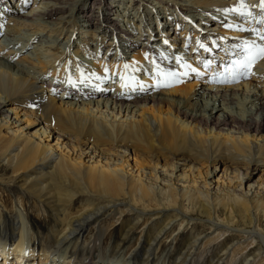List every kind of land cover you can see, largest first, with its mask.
Returning a JSON list of instances; mask_svg holds the SVG:
<instances>
[{"label":"bare ground","instance_id":"bare-ground-1","mask_svg":"<svg viewBox=\"0 0 264 264\" xmlns=\"http://www.w3.org/2000/svg\"><path fill=\"white\" fill-rule=\"evenodd\" d=\"M231 1L159 2L180 12L184 8L237 10L243 20L247 14L240 13L242 8L248 13L256 5L255 0H239L241 7L237 8ZM85 2L43 0L46 9L37 10L31 18L15 16L4 2L5 11L0 9L3 19L5 13L9 17L10 30L28 32L15 41L0 37V172H4L0 182L10 192L18 190L17 207L9 209L0 197V244H9L8 249L0 247V263L32 264L38 257L35 253H40L41 264H52L48 260L52 255H58L56 264H112L102 252L109 244V257L125 249L116 264H264V178L252 181L264 169V91L254 89L264 84V54H259L261 47L254 43L256 38L264 43V28L244 21L218 25V32L210 30L237 43L232 48L237 52L229 53L227 73L216 71L217 81H222L217 77L234 74L232 62L243 60L240 51L252 44L249 67L237 77V85L206 88L195 81L179 86L180 76L192 64L184 59L179 69L164 65L163 55L146 51V47L132 49V59L121 46L113 59L80 65L76 27L90 26L85 22L98 20V16L104 26L98 20L96 29L78 28L80 32L94 39L106 30L118 29L109 17L114 6L92 2L86 8ZM259 4L264 12V4ZM65 8L70 12L63 13L59 22L51 20ZM231 14L237 21L236 13ZM70 16L73 25L64 42L60 36ZM216 20L208 18L213 25L218 24ZM196 25L192 26L200 28ZM46 29L55 35H48ZM203 30L192 32L190 41L203 44ZM122 31L115 35H133L132 30ZM216 39L211 44L217 45ZM206 46L210 54L212 47ZM115 47H119L116 42L107 43L106 48ZM49 56L55 60L46 59ZM145 64L150 65L147 73L142 67ZM86 65L90 68L80 74ZM70 69L74 81L68 79ZM138 72L144 75H136ZM112 74L118 76L112 79ZM109 82L113 88L106 86ZM153 83L168 89L144 95ZM58 91L64 92L63 100L58 99ZM73 98L82 105L77 106ZM92 98L99 99H93L97 105H92ZM102 99L103 107L112 110L110 119L109 111L101 108ZM22 117L27 123L39 122L42 128L24 134L30 127L22 126ZM52 133L55 144L51 143ZM84 156L90 160L84 161ZM219 170V186L211 189L209 180ZM250 181L248 192H253L249 195L239 186ZM40 209L45 211L47 235L45 226L33 228V212ZM175 227L177 231L171 234ZM104 229L105 237L101 235ZM113 233L117 239H112ZM170 246L174 257L164 256ZM18 250L28 255L22 258L18 254L10 260L9 255Z\"/></svg>","mask_w":264,"mask_h":264},{"label":"rangeland","instance_id":"rangeland-1","mask_svg":"<svg viewBox=\"0 0 264 264\" xmlns=\"http://www.w3.org/2000/svg\"><path fill=\"white\" fill-rule=\"evenodd\" d=\"M13 1H14V3H9V1H7V0H0V2H1L0 3V9L4 10V6H3V2H4L5 6L9 7L10 9H12V11L16 12V13L14 12L16 14L15 16H22L24 18L27 15H29V17L31 18V16L37 10H45L46 9V4L45 3H48V1L43 3V0H41V1L40 0H16V1L15 0H11V2H13ZM82 1H84V0H82ZM85 1H87V2H85L86 3L85 4L86 8L88 6H90V5H92V2H94V3L98 4V5L103 3L102 6H107V4L108 5L110 4L109 6H111V5L114 6L113 7V11L110 12L109 17L111 18V20H115L116 21L115 24L118 27V29L116 31H112V30L108 31V30H106L105 31L106 33L105 32L104 33H100V35L98 37H95L97 39L96 40L95 38L93 39V37L91 38V34H89L87 32H84V33L82 32L81 33L78 28L94 30V29H96V26L99 25V22L96 23V21H98V20L100 21L102 18H98V16H97L98 20H95V21L92 20V21H89V22H85L86 24H90V26H91V23H94L95 27H90V26H85V25L78 26V28L76 27L74 33H76L78 31V34H77L78 43L77 44H79V45H78V48H76L75 50L80 53L79 54V56H80L79 64L80 65H83V64L93 65L94 59L106 60L104 57L108 58V60L109 59H113L118 54L117 51H116L117 48L120 49L121 46L125 47V49L122 50V51L123 52H128V54L131 55V57L129 59H132L133 54H134V51H132V49L135 50L136 47L141 49V48L146 47L145 44H149V45H151V47L153 49H156L157 47H159V48H162L166 53H168L170 55V57H171V60H173V61H171V63H167V64L175 67L176 69L180 68L181 61H183L184 59L187 60L186 63L192 64V66L189 67L190 69L189 68L187 69L188 72L186 74H183L182 76H180L181 79H180V81L178 83L179 86L181 84H183V82H184V84L197 83L198 82L199 85L205 86L206 88H208L210 86H219V85H222V86H225V85L227 86L228 85L229 86V84H230V86H234V85H237L239 83V82H237V77L241 76V73L240 74H235L234 73L233 75L230 76V78H227L228 74H226L224 76V78L223 77H217V78H222V81H217L216 79H214V76H217L215 71L221 72V70H223L224 71L223 74L227 73V71H228L227 59L229 57V53L230 52H232V53H236L237 52L234 49H232V48L236 47L237 43L235 42L236 39L231 38V39H233V41L230 42L229 41L230 39H228V40L223 39V38H226L227 36H225V37L221 36V35L217 36V33L210 31V30L216 29V31L218 32V27L219 26L220 27L228 26V25L231 26L233 23H235L234 21H232L230 19H225V17H224L222 19L219 18L218 20H216V22L218 24L213 25V24H211L210 21H208V18H206L207 14L202 13V11H200L198 9L197 10L190 9V10L187 11V9L184 8L185 10L182 9V12H180V10H178V9H174V8L168 9V7L165 6V2L164 3H160L159 2L160 0L159 1L158 0H148V1L147 0H145V1L144 0H139L138 3H136L137 0H101V1L100 0H85ZM170 1L171 0H166V5H168ZM78 3L79 2H77V4ZM98 5H96V6H98ZM169 6H171V5H169ZM259 7H262V6H259ZM69 12H70L69 8H65L64 12H57L56 15L54 16V18H52L51 20H53L54 22H59L60 16L63 13H69ZM75 13H76V11H75ZM183 13H184V15H183ZM244 14H247V15H245V17H243V18H245V20H243L242 17L238 18V17H240V15H239V13L237 14L236 17L239 20L238 22L243 23L245 21V22H248L250 25H253V23H251L252 21H258V20L262 21V18L264 17V13H262V12H260L258 10H254L253 8H251L250 12H248V13L246 12V10H244ZM5 15L6 16H4V19L0 15V19L2 18L1 21H0V23L2 24V28L0 29V37L2 39L5 37V39H7L8 41H10V40L11 41L12 40L15 41V40L21 38L23 33H28L26 29H22V31H23L22 34L17 33L16 31L14 32V30H10V26L7 25V23L9 22V17L7 18V14L6 13H5ZM168 15H171L173 18L169 17ZM24 18H21V19H24ZM72 18L73 17H71V16L68 17L67 19L69 20V22L65 23L64 28H62V34L60 36V39H62L63 36H64V38H63L64 42H65V39L67 38V34L66 33H69V30L71 31V29H72V27H71L73 25V23H72L73 21H71ZM170 18H171V20H170ZM250 20H252V21H250ZM103 22L104 21H102V20L100 21V23L103 24L102 26L105 25V23H103ZM106 23L110 24L109 21H107ZM194 23L197 24L196 25L197 27L205 29V30H203V33L205 34V36H203L204 38H202V39H205V40H203V44L198 43V40H195L193 42L190 41V39L193 38V36L191 37L190 34L192 32L196 33V31L198 29L200 30V28H194L192 26ZM60 27H61V25H60ZM69 27H70V29H69ZM188 27H190L189 30H185V28H188ZM192 28L194 30H192ZM121 30H124L122 32H131V30H132V34L133 35L130 38H128L127 36H124V35H128L129 33H123L124 35L120 34L121 37H117L115 34H118L119 32H121ZM44 31H45V33H48V35H50L49 32L51 33V35H55V32L52 33L51 31H48V29H46ZM182 32H184V34ZM56 34H59V32H56ZM65 34H66V36H65ZM200 34H202V32ZM145 35H147V36H145ZM16 36L17 37L20 36V37L17 38ZM112 36L114 37V39H111V38H113ZM185 36L188 37V38H185L184 42H183V37H185ZM215 38H217L216 39V41L218 42L217 45H213L210 42L212 39L214 40ZM2 39H1V41H2ZM165 39L167 41H165ZM125 40H127V41H125ZM224 41H226V42H224ZM28 42L31 43V41H28ZM64 42L62 41V43H64ZM115 42H116V44L119 47H115V49L111 48L109 50L106 48L107 47V43L109 44V43H115ZM143 42H144V44H142ZM130 43L134 47H131ZM207 43L209 45L211 44V47H212L211 51H210V54L208 52L206 53V49H207L206 45H207ZM125 44H128V46H126ZM135 44H137V45H135ZM201 45H203V47ZM247 45H248V47H252L251 43H248ZM96 47H97V49H96ZM32 48H34V47H32ZM88 49H90V50H88ZM91 49H92V51H91ZM145 49H146V51L149 49L152 52H154L153 49H151L150 47H146ZM75 50H73V51H75ZM95 51L98 52V54L96 56H95ZM240 52H241L240 55H242V57H244L245 56L244 49H242ZM42 53H44L46 55V51L44 49H42ZM156 54H158V53H156ZM209 56H211V58H209ZM212 57H214V58H212ZM48 58L52 59V61L55 60V58L53 56H49L46 59H48ZM88 58L92 59V60H89ZM85 59H86V61H85ZM214 62L218 63L217 66L220 65V67L218 68ZM71 63L74 64L73 62H71ZM87 65L84 66V68L82 70H80V74H83V73L87 72L86 70H84V69H89L90 68V66H87ZM222 65H223V68L221 69ZM149 66H150L149 64L148 65L145 64L144 66H142L143 69H145V67H146V73L149 71L147 69V67H149ZM214 66H216V67L213 68ZM69 67H72V66H69ZM193 67H194V70L192 69ZM150 70H151V74L153 75L154 73H153L152 68ZM70 72L73 73V70H71V69L69 70V77H70ZM48 75H51V74L49 73ZM119 75H121V74H119ZM136 75L143 76L144 74L141 73V72H138ZM53 76H55V74H53ZM110 76H111V73H110ZM114 76H115V74H112V79L114 78ZM116 76H118V74ZM69 77H68V79H69ZM228 79H230V80H228ZM74 80H71V81H74ZM108 80H109V78H108ZM195 81H197V82H195ZM180 82H181V84H180ZM110 84H111V82H110ZM110 84L109 85L106 84V86H110ZM79 85L80 86H86L84 82H79ZM148 85H146V86H148ZM111 86L113 87V83L111 84ZM171 87H173V84L171 85ZM149 88L148 89L146 88V91L143 92L144 95L147 96L149 94H153V92H160V91L168 89L166 86L161 88L159 85H156V83L151 84ZM155 89H157V90H155ZM254 89L257 92L264 91V84L257 85V86L254 87ZM59 92L60 91H58L56 93V95H58L57 96L58 99L63 100L64 97H65L63 95L64 92H62V94L59 93ZM93 99L94 100H99L98 98H92L91 100L93 101ZM72 100H75V102H77V106H80L83 103V102H80L79 100H76L74 98ZM103 100L104 99H102V101L100 102L101 105H102L101 108L103 107V104H102V102H104ZM84 101L85 102H89V99H84ZM93 102L94 103H92V105L93 104L97 105V102H95V101H93ZM75 104L76 103H74V105ZM149 105H150V103L148 104V106ZM110 106H111V102L108 103V107H110ZM139 106L142 107L141 104ZM103 108H104L103 111L104 110L109 111V113H110V114L108 113L110 115V116H108L109 119L112 118V114H111L112 110L111 109L108 110V109H106V107H103ZM19 110L21 111V114L22 113L24 114V112L21 109H19ZM123 114L124 113L122 112V115ZM138 114H139V112L137 113V115ZM126 117L127 116L125 115L123 117V119H126ZM22 119L25 121V123L22 126L23 127L24 126L30 127L29 130H23L24 134L28 133V132H30V133L32 132L33 133L34 131L39 129V127L42 128V124L39 125V122H37L36 124L33 123V122L32 123H29V122L27 123V120L24 117H22ZM53 135H54V133L50 134V136H51L50 139L52 138L53 141L51 143L55 144L56 143V139L53 138ZM63 139L61 140V142L63 141V145H64L66 140L64 141ZM63 145H60V146L62 147ZM66 149H68V148H66ZM67 152H68V150H67ZM71 155L73 157L76 156L75 153H71ZM96 156L98 157V154ZM84 159H85L84 161H86V162L88 160H90V158L87 157V156H84ZM98 159H99V157L97 158V160ZM131 161L133 163V160H131ZM186 170H189V169L186 168ZM259 170H260V172L259 171L257 172V175L254 176V178H253L254 180H252V181H256L259 177H262L261 179L264 178V176L261 175V174H264L263 171H262L264 169H259ZM133 171L134 170H131L130 173H132ZM3 173L4 172H0V175L1 174L3 175ZM251 173L253 174V172H251ZM180 174H181V172L178 173L177 175H180ZM218 174H219V176H218ZM221 174H222V172L219 170L217 175H215L214 179H210L209 180V182L212 181V183H213V184H211V189L213 187L217 188L219 186V185H217V181H218L217 176L220 177ZM210 177H213V175H211ZM222 181H224V179L219 181L220 184H221ZM252 181L243 184L244 186L243 185L239 186L240 189L244 193H249V195H250L253 191H249L248 192V190H249V184H251ZM219 182H218V184H219ZM4 186H5L4 183L0 182V197H2L3 200L7 201L9 209L11 207H17V203H18L17 202V200H18V198H17V195H18L17 193L18 192L17 191L18 190H13L14 192H10L8 189H5ZM14 189H17V188H14ZM252 189L253 190L255 189L254 186L252 187ZM29 206H31V204H29ZM31 208L32 207L27 209V213L31 210ZM38 213H39V216H38ZM33 215H34V218H35V220L33 222L34 223L33 224V228H35L37 230L41 226L42 227L43 226L46 227L47 220L45 219V211L44 210L40 209L39 212H33ZM4 216H7V211L6 210H4ZM176 231H177V227H175L172 230L171 234H174ZM44 232L45 233L48 232V228L47 227L44 228ZM106 233L107 232H105V229H104L101 235L105 237ZM171 234H170L169 237H171ZM46 235H47V233H46ZM115 238L116 239L118 238L117 234L113 233L112 234V239H115ZM108 246H109V244L105 245L102 248L103 255L106 256L107 258H109L110 263H112V264L118 263V261L121 258V255H122V253H124L125 249H122L114 257L113 256L109 257V247ZM208 251L209 250H207V254H208ZM62 253L64 254V252L63 251L60 252V256L61 257H63ZM203 253H204V251H203ZM35 254H37L36 256H38V257L40 255V253H35ZM56 256L58 257V255H56ZM164 256L174 257V253H171V246L168 247L167 252L165 253ZM52 257H53V259H52ZM52 257L50 256L48 258V260L52 261V264H56L54 262H55V259L57 257L55 258L53 255H52ZM37 258H36V260L38 261ZM36 260L32 264H37ZM59 260L61 261V259L59 258L57 260V262ZM202 262L203 261H201L200 263H202ZM38 264H41V262L38 261Z\"/></svg>","mask_w":264,"mask_h":264},{"label":"snow or ice","instance_id":"snow-or-ice-1","mask_svg":"<svg viewBox=\"0 0 264 264\" xmlns=\"http://www.w3.org/2000/svg\"><path fill=\"white\" fill-rule=\"evenodd\" d=\"M262 39H264V37H262ZM203 47V45H201ZM245 56L243 58V60H234L232 62L233 65V71L235 74H240L241 72L247 71L248 67H249V63H250V57L248 56L249 53H251L252 49L248 46H245ZM259 54H264V47H261L259 49ZM254 58V57H252ZM173 75H175L173 73ZM226 82V81H225Z\"/></svg>","mask_w":264,"mask_h":264}]
</instances>
